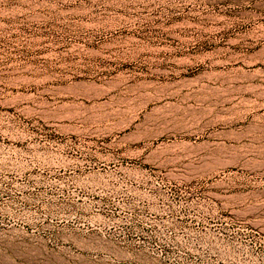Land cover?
<instances>
[{
    "label": "rangeland",
    "instance_id": "obj_1",
    "mask_svg": "<svg viewBox=\"0 0 264 264\" xmlns=\"http://www.w3.org/2000/svg\"><path fill=\"white\" fill-rule=\"evenodd\" d=\"M263 45L264 0H0V228L31 233L0 264H80L74 238L108 264H264V106L235 108L262 125L245 167L151 153L204 140L203 109L237 103L191 82Z\"/></svg>",
    "mask_w": 264,
    "mask_h": 264
},
{
    "label": "bare ground",
    "instance_id": "obj_2",
    "mask_svg": "<svg viewBox=\"0 0 264 264\" xmlns=\"http://www.w3.org/2000/svg\"><path fill=\"white\" fill-rule=\"evenodd\" d=\"M257 53L255 56L241 59L240 62L233 58L208 60L209 70L201 74L203 79L194 80L190 85L201 92H209L210 95L213 93L224 94L226 95L225 99L233 98L238 105L231 104L228 108L220 109L218 108L223 105L211 104L206 106L203 109L204 115H207L204 123L196 126L190 132L186 131L196 137H202L206 134L204 140L197 143L191 142V139L171 143L161 142L153 147L151 153L166 150L172 154L167 159L171 162H187L197 157L198 162L204 167H208L202 173L206 177L219 175L229 170L230 167H245V163L236 157L247 151L249 141L252 142L260 138L262 125L258 127L255 125V128L248 125L247 130L243 129L239 132L236 126L245 120L247 112L245 110L244 113H240L235 108L244 105L247 109L254 110L256 107L264 106V45L257 50ZM209 128L210 131L207 132ZM151 139H156V136L151 137ZM147 145H152V141ZM29 236H31L29 231L13 224L5 228L1 227L0 245H3L2 247H14L18 237L26 238ZM74 239L76 248L80 250V253L77 254L82 255L84 252L85 257H88L83 261L80 259V264H108L102 261L106 259V254L103 255V252H109L106 247L100 245L99 242L98 245L96 240L95 243H92L82 238ZM29 250L35 249L30 248ZM77 254L72 253L67 256L78 257ZM53 256L60 264H71L67 262L68 259L64 256ZM91 258L98 261L89 260ZM117 259L119 260V257Z\"/></svg>",
    "mask_w": 264,
    "mask_h": 264
}]
</instances>
